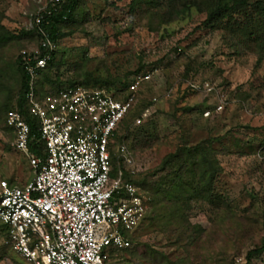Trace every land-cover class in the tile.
<instances>
[{
    "label": "rangeland",
    "instance_id": "rangeland-1",
    "mask_svg": "<svg viewBox=\"0 0 264 264\" xmlns=\"http://www.w3.org/2000/svg\"><path fill=\"white\" fill-rule=\"evenodd\" d=\"M83 2L77 24L66 30L72 35L60 45L64 80L90 74L127 83L141 67L157 70L137 99L139 104L156 100L145 126L151 147L133 143L142 127L133 123L129 129L135 170L145 174L179 144L195 146L208 139L217 140L220 167L214 190L218 206L198 202L188 215L190 226L178 227L175 220L173 225L159 222L150 229L126 232L133 235L132 247L128 252H106L108 264H146L141 257L148 248L186 264H245L247 252L264 237V62L257 65L254 45L225 30L206 28V14L195 9L156 29L158 21L148 4L130 11L131 0ZM47 3L0 0L8 16L5 26L29 28L31 16ZM19 52L14 49L10 57ZM191 81L208 83L212 91L192 92L187 88ZM4 120L0 115V181L12 180L21 187L32 180L33 172L12 148ZM0 256V264H26L5 244L1 229ZM252 264H264V254Z\"/></svg>",
    "mask_w": 264,
    "mask_h": 264
},
{
    "label": "built area",
    "instance_id": "built-area-1",
    "mask_svg": "<svg viewBox=\"0 0 264 264\" xmlns=\"http://www.w3.org/2000/svg\"><path fill=\"white\" fill-rule=\"evenodd\" d=\"M61 1L48 0L47 6ZM47 6L36 14L30 28L40 25ZM41 34L44 55L39 57V48L33 47L20 57L29 78L26 100L38 120L46 156L41 159L29 150L30 129L21 115L7 113L5 126L14 136L12 148L28 162L33 179L21 187L0 181V223L8 229L12 252L26 264H108L106 252L132 247L125 233L139 225L147 210L139 189L124 181L121 164L112 180L108 146L157 70L136 76L123 95L75 86L38 100L34 82L57 50L51 36ZM190 87L212 91L208 83ZM148 117L146 111L134 125L144 127ZM118 153L122 164L133 166L125 145Z\"/></svg>",
    "mask_w": 264,
    "mask_h": 264
},
{
    "label": "trees",
    "instance_id": "trees-1",
    "mask_svg": "<svg viewBox=\"0 0 264 264\" xmlns=\"http://www.w3.org/2000/svg\"><path fill=\"white\" fill-rule=\"evenodd\" d=\"M144 4H148L151 7L150 11L154 12L153 19L158 21L156 29L179 20L192 9L198 13H205L206 19L203 25L206 28L225 30L231 36L239 37L242 42L253 44L258 55L257 65L264 62V0H254L253 2L250 0H131L130 11H135L136 8ZM83 12V0H62L57 5L49 4L47 6L41 13L42 20L39 26L33 24L31 28L23 27L12 30L5 26L8 18L5 11L0 9V115L6 116L11 111L21 115L30 129L28 148L41 159L45 158L46 150L38 133V120L31 115L26 100L29 78L23 71L20 57L22 51L30 50L33 47L39 48V57L44 55V50L40 47L41 31L51 36L57 50L45 68L39 72L34 82L38 100L53 95L59 90L75 86L105 88L112 90L116 96L123 95L136 76L147 72L141 71L146 66L139 68L127 83L121 79H102L90 74L78 80H64L59 72L64 54L60 50L61 41L72 35L66 30L70 25L77 24ZM35 13L31 16V22L37 14ZM23 43H27L29 47H23ZM14 49H19L20 52L13 59L10 57V53ZM191 82L187 88L196 92L190 87L191 84H195L194 81ZM155 101L139 104L136 100L119 123L108 146L112 166L111 178L116 176L117 168L121 164L125 173L124 181L139 189L147 207L142 221L133 230L134 233L144 228L150 229L159 222L173 225L176 220L175 223H178V227L181 225L190 226L188 215L194 205H198V202L219 205V201H217L219 195L214 192L220 172L214 148L216 139L202 140L195 146H189L187 142L179 144L173 153L165 156L159 167L145 174L137 172L134 166L127 167L119 161L118 150L122 145H125L133 156V145L129 146L128 144L131 137L130 125L146 111L150 113ZM145 126L140 130L138 138L132 140L133 143L149 148L152 144L149 143L152 137ZM6 130L14 140L12 131L7 128ZM8 184L14 186L12 180ZM191 228H195L198 233L203 232L200 226H191ZM0 229L5 244L11 250L7 227L0 223ZM125 237L133 244V235ZM129 249L120 253L128 252ZM129 253L131 257H136V254ZM263 254L264 237L257 247L247 252L245 264H252L254 259ZM141 258L146 264H186L185 260L170 261L166 255L151 248H148ZM1 259L2 256H0ZM127 263L131 262L127 261Z\"/></svg>",
    "mask_w": 264,
    "mask_h": 264
},
{
    "label": "crops",
    "instance_id": "crops-1",
    "mask_svg": "<svg viewBox=\"0 0 264 264\" xmlns=\"http://www.w3.org/2000/svg\"><path fill=\"white\" fill-rule=\"evenodd\" d=\"M6 16H7V14H6ZM8 17V16H7ZM32 176H33V174H32ZM28 183V182H27ZM27 183H25V184H27ZM25 184H23L22 186H24ZM14 186H18V185H14Z\"/></svg>",
    "mask_w": 264,
    "mask_h": 264
}]
</instances>
